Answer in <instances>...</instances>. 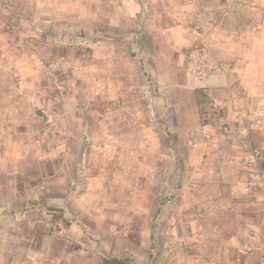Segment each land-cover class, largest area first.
Returning <instances> with one entry per match:
<instances>
[{"label":"rangeland","instance_id":"obj_1","mask_svg":"<svg viewBox=\"0 0 264 264\" xmlns=\"http://www.w3.org/2000/svg\"><path fill=\"white\" fill-rule=\"evenodd\" d=\"M109 20L132 28L141 22L134 40L142 42L144 75H134L137 66L124 54L112 60L108 51L91 53L90 38L109 43L108 37H121ZM171 25L179 26L169 29ZM54 39L62 44L56 47ZM28 48L31 55H25ZM166 63L174 72L172 64L180 70L186 66L199 78L219 72L238 95L251 86L256 111H264V0H0V100L10 94L2 86L8 81L4 71L20 65L18 71L29 73L14 76L22 93L31 98L37 93L34 84H44L57 92V101L75 97L69 101L78 108L67 115L58 105H46L47 115L38 104L0 106V150L6 151H0V264H103L110 257L132 264H170L163 249L169 248L168 231L177 223L174 212L200 210L185 198L205 191L184 187L204 174L199 166L183 168L179 123L184 108L168 100L167 87L173 82L162 75L167 70L159 66L157 74L152 72V65ZM62 65L70 76L81 74L77 82L62 77ZM119 66L130 73L123 92L120 77L107 72ZM175 75L176 81L183 79L179 71ZM97 83L105 94L119 92L109 105L122 100L129 107L120 110L113 104L112 110L119 109L115 114L89 117L80 125L77 115L89 113L83 107L94 102ZM194 95L201 121L218 122L204 132L210 142L217 141L213 136L222 127L241 133L233 120H218L220 107H227L222 102L226 96L218 99L203 87ZM100 99L102 105L107 101ZM24 112L47 119L29 120L33 143L2 132L10 117ZM65 117L70 120L64 128L82 134L78 140H58L57 128ZM63 146L64 153L57 155ZM44 148L54 153H43ZM248 150L257 163L261 149ZM78 159L77 168L72 163ZM59 160H64V170L56 173Z\"/></svg>","mask_w":264,"mask_h":264},{"label":"crops","instance_id":"obj_2","mask_svg":"<svg viewBox=\"0 0 264 264\" xmlns=\"http://www.w3.org/2000/svg\"><path fill=\"white\" fill-rule=\"evenodd\" d=\"M120 10L122 11L123 9ZM135 23L136 27L132 28V25L128 26L127 22L121 21L120 23H114L109 20L108 24L117 28L121 37L117 39L115 37H108V39H112L113 41L109 43L104 41L101 42L98 37H92L89 39V41H91L89 48L91 49V53L97 50L108 51L107 56L112 60L124 54L132 63L135 62L134 64H136L137 69L134 75L137 77V74L144 75L140 67L141 64L143 65L144 63L145 56L142 55V51H140L142 42L139 45L134 40L139 30L138 27L141 26V22L137 20ZM177 26L179 25H171L169 29L176 28ZM183 27L186 29L189 26L186 24ZM184 39H186L185 36ZM128 40L132 42L130 43ZM175 42V44H177V41ZM51 43L55 44L56 47L62 44L61 41L56 39ZM29 49L30 48L27 49L25 55L32 54ZM151 53H153L154 57L156 56L155 51ZM14 58L17 59V57ZM24 59H26V57H24ZM57 62L64 61L63 59H58ZM172 65L175 72L170 70L171 66L169 63L160 64L156 67L152 65V72L154 71V73H156V69H158L159 66L167 70V73L162 75L167 77V79L169 78L170 83L171 81L173 82V84H169L167 87L168 100L170 103L172 101L176 104L180 103V105H178L179 107H177L184 108L181 109L179 123L180 136L183 140L182 145L184 146V149H180V152L185 157L184 162L186 161L183 168L192 170L195 169V166L196 168L199 166L201 172L204 174L199 180L195 181L194 179H189L184 183V187L194 189L198 186L205 191V194H198L194 191L190 194V197L189 195L186 196L185 201L187 205L192 206L193 209L198 208L200 210L190 212V208H185V211L181 214L177 211L174 212V218L177 223L175 228L169 229L168 231L169 248L163 250L168 252L170 264H184L185 260L187 262L192 261L191 264H264V115H261L262 113L264 114V111H256L257 98L254 97L252 93L253 88L251 86L248 90L244 91L243 95H238L233 87L226 85L220 74H217L219 72L199 78L189 72L186 66L180 70L177 69L174 64ZM19 66H8L7 70L4 71L8 81H6V85L2 86L9 87L10 94L6 99L0 100V106L4 105L8 108L17 106L18 109H25L28 106H37L38 104V106L44 109L46 105L47 107L58 105L61 109L66 111L67 115L70 113L74 114L75 109L78 111L76 102H73L75 101V97L72 96L69 99L73 100L72 102L69 101L68 98H60V100L57 101V92L51 90L47 86L44 87V84H34V90H36L37 93H34L31 98L22 93L24 91L21 87H17L15 77H17V75L21 76V74L29 73L18 71L17 68ZM63 66L64 65L58 67V69L62 71V77L68 76L71 77L73 81L75 80L77 82V76H81V74L73 71V75L70 76L69 69L65 70ZM143 70L147 71L144 68ZM148 71L151 72L150 70ZM178 71L180 75H183V79L176 81L175 74H177ZM107 72L112 76L117 75L120 77V92H123L124 86L128 85L126 82V77L128 78L130 75L128 70L125 69V67L119 66ZM26 76L28 75H23L24 78H26ZM97 84L95 89L91 86L95 93V97H93L94 102L89 104V109L83 107V110H88L89 113H85L82 116L79 114L77 115L80 125L89 117L97 120L99 118L108 117L109 112L115 114L119 109L114 108L112 110L110 107H112L113 104L114 106H119L120 110L129 107L128 103L122 100L119 103L117 102L115 104V102H113L111 103L112 105H109V98H113V96L117 95L119 92L105 94L106 90L104 91L100 83ZM27 85L31 86V84ZM46 85L50 86L47 83ZM171 86H175L173 89L175 93L169 96V88ZM202 87L208 88L212 95L217 96L218 99L226 96L227 100H222V102H224L227 107H225V109L222 106L220 107V117L218 120H233L234 128L236 130L240 128L241 133L237 131H234V133L226 132V128L222 127L224 131H219L218 134H214L213 136V140H217L216 142H210L208 138H206L207 133L204 132H206V130L207 132L208 130L210 131L209 128L218 125V122L214 124L211 122H202L200 119L197 108L198 102L194 94L196 88ZM74 90H78L77 85L74 87ZM98 96L101 98L104 97L107 101L102 105L101 99ZM184 96H187L185 100L189 103L186 101L182 103ZM97 101L100 103H97ZM101 107L103 109H108V112L101 110ZM43 109L41 112L45 110L48 115L49 109ZM30 119L42 123L47 120L44 116H35L27 112H24V114L19 113L15 115V117H10V119L7 120L2 132L16 135L22 139L24 138L25 141H32L31 137L35 139L36 135H33L31 133L33 132L32 128L28 127L29 124H32L29 122ZM62 120L64 121L63 125L61 124L57 128L59 132L58 140L64 142V140L68 139L70 136L72 141L78 140L82 136L79 131H71L64 128L67 127L66 124L70 119L65 117L62 118ZM71 128L73 129L74 127L71 126ZM52 130H54V128H52ZM0 134L4 136V133ZM36 143L39 144V141L36 140L35 144ZM213 143H217L218 145L215 147ZM41 145L44 146L43 143ZM32 147L34 148V145ZM248 147L250 149H261L263 154L257 163L253 161L255 157H252V154H250L251 150L249 151ZM59 149L61 151H59L57 155L62 156L65 147L63 146L62 149ZM0 151L2 154L6 153L4 147ZM43 153L50 154L54 152L45 151L44 148ZM248 156H250V161H248ZM195 158H198L197 162H194ZM261 158L263 159L261 160ZM196 163L198 165H196ZM64 164V160H59L56 173H59L60 170H64ZM72 165L78 168L79 159L77 162H73ZM214 192L216 194L213 195L212 193ZM165 233L167 234V231H165ZM182 242L184 247L180 246ZM160 247L162 248L161 244Z\"/></svg>","mask_w":264,"mask_h":264},{"label":"trees","instance_id":"obj_3","mask_svg":"<svg viewBox=\"0 0 264 264\" xmlns=\"http://www.w3.org/2000/svg\"><path fill=\"white\" fill-rule=\"evenodd\" d=\"M103 264H132L131 262L117 258V257H110V258H103L102 259Z\"/></svg>","mask_w":264,"mask_h":264}]
</instances>
